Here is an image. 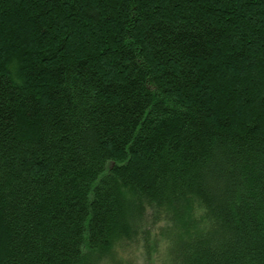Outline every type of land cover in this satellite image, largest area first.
<instances>
[{
    "label": "trees",
    "instance_id": "obj_1",
    "mask_svg": "<svg viewBox=\"0 0 264 264\" xmlns=\"http://www.w3.org/2000/svg\"><path fill=\"white\" fill-rule=\"evenodd\" d=\"M135 243L264 264V0H0V264Z\"/></svg>",
    "mask_w": 264,
    "mask_h": 264
},
{
    "label": "rangeland",
    "instance_id": "obj_2",
    "mask_svg": "<svg viewBox=\"0 0 264 264\" xmlns=\"http://www.w3.org/2000/svg\"><path fill=\"white\" fill-rule=\"evenodd\" d=\"M181 204H182L181 217L189 218L190 220H192V218L195 215V211L193 210L191 213H189L190 209L189 211H187V209L185 208V207H189L190 203L187 202V204H185V202H181ZM160 224L161 226L162 225L165 226L166 223H160ZM157 228L158 227L152 229V236H150V239L152 237L154 238V240L151 245H153L156 238L157 239L161 238L160 231H158ZM114 250H115V255H114L115 261L117 262L120 261L122 262V264H158L159 258L155 248L148 251V249L146 250L145 248H143V246H140L139 244L135 243V244H126V245L120 244L116 246Z\"/></svg>",
    "mask_w": 264,
    "mask_h": 264
}]
</instances>
